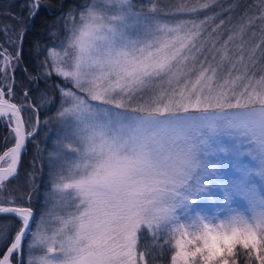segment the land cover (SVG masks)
<instances>
[{"label": "snow or ice", "instance_id": "1", "mask_svg": "<svg viewBox=\"0 0 264 264\" xmlns=\"http://www.w3.org/2000/svg\"><path fill=\"white\" fill-rule=\"evenodd\" d=\"M257 5L258 16L245 13L219 39L223 19L161 23L152 0H95L78 19L61 17L65 39L45 48L46 76L71 84L57 89L51 207L33 227L31 206L0 192V264H156L169 254L170 264H264V0ZM39 7L31 0L30 16ZM57 47L63 55L48 52ZM0 53L6 81L13 57ZM12 95L0 87V120L14 137L0 155V189L40 123Z\"/></svg>", "mask_w": 264, "mask_h": 264}, {"label": "trees", "instance_id": "2", "mask_svg": "<svg viewBox=\"0 0 264 264\" xmlns=\"http://www.w3.org/2000/svg\"><path fill=\"white\" fill-rule=\"evenodd\" d=\"M15 1L16 0H0V36L1 40H4L5 29L2 30V28L5 26L8 28L7 31H9V34L11 30L16 34L17 47L21 40L22 46L20 57H18L15 69V74L18 75L17 85L20 86L21 91L26 89L28 99H26V101L28 103H31L30 101H32L34 104H37L38 102H41L42 99L40 96H37L38 93L43 92V95L51 97L53 94H57V89L62 84L69 87L68 83L62 82L50 83L52 88L49 87V83L30 82V78L38 75V73L43 75L41 74V71L38 72L40 69L38 51H40V48H42L46 42L49 44L51 43L50 38H52V34L55 31L59 32V29L63 26L60 23L61 17H64L70 10L73 13L80 11L86 4L88 5L91 0H40V7L35 16H30L29 13L31 9L28 6L21 7L22 2L25 0H19L18 2ZM252 11L259 12L257 0H219L209 10L204 11L203 15L205 18L209 19L207 21L208 28L210 25H213V23H219V21L223 19L225 24L223 29H219L218 32L221 31L226 35L233 27L232 21L234 19L241 16L244 12L252 14ZM17 47L15 51L12 52L13 55L16 53ZM20 79L21 81L23 80V83L19 82ZM51 80L54 81V79ZM24 83H28V85L24 86ZM15 88L17 89L16 86ZM45 106L46 105L43 104L38 108L41 121L40 130L29 142L19 173L11 182H6V186L9 187L11 191L15 187L14 191L9 195V199L16 200V203H27V201H22L21 198L17 196V193H14L20 185L19 182H22L25 185L32 182L35 183V181H33L35 175L32 177V180L29 177L28 171H30L29 168L31 169L32 167L33 151L35 152L34 142H37L40 137L45 136L44 121L50 113L46 110ZM25 113L26 112L24 111V114ZM50 116L51 115H49V117ZM2 120H0V154L8 147L6 144H8L7 140H9L8 137H6L8 130L5 125H3ZM34 187L35 184L32 183L31 188ZM42 187L43 186L39 187L40 191H42ZM3 218V216H0V220ZM148 244L151 245V240L148 241ZM155 255L156 254L154 253V256ZM156 264H170V254L158 257L156 259Z\"/></svg>", "mask_w": 264, "mask_h": 264}, {"label": "rangeland", "instance_id": "3", "mask_svg": "<svg viewBox=\"0 0 264 264\" xmlns=\"http://www.w3.org/2000/svg\"><path fill=\"white\" fill-rule=\"evenodd\" d=\"M19 0H16L15 2H18ZM219 0H216L215 3H217ZM95 2V0H91L88 5H92ZM152 2L157 6V14L159 16V19L161 21V23H167L170 25H175V24H179L182 23L184 21H189V20H196L198 23L200 21L203 20H209L207 18H205V16L203 15V12L208 9H203V10H199L197 12H191L188 9H190L191 7L194 6H198L201 3H204L205 0H152ZM133 3L137 4V5H146L148 4V0H133ZM31 5V0H25L22 2V8L25 6H28L30 8ZM85 10V6L78 12H74L75 17L78 19L79 14L81 11ZM144 11H148L147 8L144 9ZM245 13L248 12H244L241 16L245 15ZM252 14H256L258 16L259 12L257 11H252ZM237 17L236 19H234L232 21V25H236L239 20L240 17ZM212 20V19H211ZM259 21H256V25H259ZM217 24V22L215 23ZM215 24L213 23V25H210L209 28L214 27ZM5 29V30H4ZM7 27H3L2 30H4V40H1V36H0V47L4 48L5 51L10 54L13 57V60L11 61V68H9L8 72H7V77L8 79L5 81L2 78H0V87H5V86H11L12 87V92L13 95L11 97H7L9 98L12 102H15L18 104V106H22L23 107V113L24 111L26 112L24 114L26 121L28 120L29 117L32 118L33 122L36 121V119H39V124L41 126V121H40V116H39V110L37 109L35 112H33L30 108H28L27 105L29 104H34L32 101H30L31 103H28L26 101L27 97L25 96V93H27L26 89L22 90L20 89V86L17 85V81H18V75L15 74V69L17 66V60L18 57H20V50H21V40H20V44L17 45V40L16 37L13 33V31L11 30L10 34L9 31H7ZM26 29V28H25ZM7 31V32H6ZM219 29L217 30V39L220 38V36H224V38L226 37L225 33L223 34L221 31L218 32ZM251 31L255 32V39L259 40L260 38V31H259V27L258 26H253V28L251 29ZM16 32V31H15ZM9 34V35H8ZM65 39V30L64 27L62 26L58 31H55L52 34V38H50L51 43H45L44 46L42 48H40V51H38V59H39V70L38 72L41 71L40 75L38 72V75L31 77L30 78V82L31 83H46L49 85V87L52 88V85L50 83H68L69 87H71V84L69 82H66L64 80V78L59 77L55 74L51 75L50 77L46 76V73H48L50 66H51V57L48 56V53L45 52V48L48 45L51 44H56V45H60L61 41H63ZM248 39H250V37L248 35L245 36V40L247 41ZM17 47V51L16 53L13 55L12 52L15 51ZM52 51H56L59 52L61 55H63V51L64 49L61 47H57L55 49L49 48L48 52H52ZM0 55H4V53H0ZM47 57V59H46ZM0 64H3V61L0 60ZM44 65V67H42L41 65ZM33 76V75H32ZM58 80H57V79ZM51 79H54V81H52ZM60 79V80H59ZM19 82L23 83V80L21 81V79L19 80ZM28 85V83H24V86ZM15 86L17 87V89L15 88ZM19 88V89H18ZM38 97L40 96L41 102H38L37 104H39L40 106L45 104L46 106V110L49 113V115H51L45 119L44 121V125H45V136L44 137H40L38 139V141L34 142L35 143V152L33 151V160H32V167L31 169L29 168L30 171H28L29 177L32 179V177L35 175V179L32 182L33 184H35L34 188H31L32 183H29L27 185H25L22 182H19V186L17 187V190H15L14 193H17V196L19 198H21V200L23 201H27V203H23L25 205H30L31 208L34 210V223H33V227H35V222H39L40 218L42 216H44V214L46 213V211L51 207V205L49 204L48 201V193L51 191V183H50V158L53 157L54 154V150L57 148V140L58 138L61 136V124L59 122V118L57 117V112L60 110V94L59 92H57V94H53L51 97H48L46 95H43V92L38 93L37 95ZM28 100V99H27ZM54 105V106H53ZM46 111V112H47ZM3 125H5L7 123L6 119L2 120ZM28 128L31 127V125H27ZM8 132L6 134V137H8L9 140H7L6 145H8V147L13 146L14 144V137L13 134L10 132V130L7 128ZM40 130V127H39ZM38 130V132H39ZM37 132V134H38ZM36 134V135H37ZM30 142V141H29ZM7 150L4 149L3 151ZM2 151V153H3ZM27 151V150H26ZM2 153L0 155H2ZM26 154V152H25ZM24 154V156H25ZM23 156V158H24ZM23 161V160H22ZM30 166V165H28ZM44 179V180H43ZM38 182V183H37ZM40 186L42 187V191H40ZM31 188V189H30ZM15 187L12 189V191H14ZM12 191L10 190L9 187H5L3 189H0V192H8L9 194L12 193ZM30 197V199H29ZM0 199H3L2 196H0ZM12 200V199H11ZM15 201L16 200H12ZM2 206V205H0ZM36 207V208H35ZM5 217V216H3ZM25 250L27 248V243L25 242ZM27 259L26 256V251H25V261Z\"/></svg>", "mask_w": 264, "mask_h": 264}, {"label": "water", "instance_id": "4", "mask_svg": "<svg viewBox=\"0 0 264 264\" xmlns=\"http://www.w3.org/2000/svg\"><path fill=\"white\" fill-rule=\"evenodd\" d=\"M22 117L24 118L23 112H22ZM4 119L7 120V118H4ZM24 119H25V118H24ZM39 127H40V124H39V126H38V130H39ZM26 129H27V125H26ZM37 132H38V131H36L35 135L37 134ZM35 135H34V136H35ZM34 136H33V137H34ZM33 137L29 138V141H30V139H32ZM29 141L26 143L25 149L22 151V154H21V157H20V161H19V164H18V169H17V173H16V175L18 174L19 169H20V167H21L22 160H23V156H24V154H25V152H26V150H27V146H28ZM2 163H4V162L0 161V164H2ZM16 175H15V176H16ZM32 211H33V213H34V210H33V209H32ZM6 215H7V214H0V216H6Z\"/></svg>", "mask_w": 264, "mask_h": 264}]
</instances>
